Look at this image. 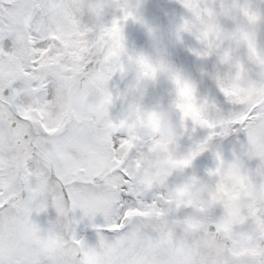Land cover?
Here are the masks:
<instances>
[{
  "label": "snow or ice",
  "instance_id": "snow-or-ice-1",
  "mask_svg": "<svg viewBox=\"0 0 264 264\" xmlns=\"http://www.w3.org/2000/svg\"><path fill=\"white\" fill-rule=\"evenodd\" d=\"M0 264H264V0H0Z\"/></svg>",
  "mask_w": 264,
  "mask_h": 264
}]
</instances>
